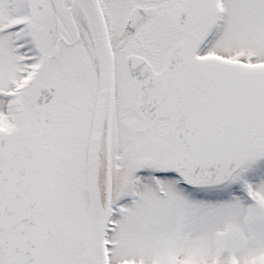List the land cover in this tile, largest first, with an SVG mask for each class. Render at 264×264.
I'll list each match as a JSON object with an SVG mask.
<instances>
[{"label": "snow or ice", "instance_id": "6c2138e0", "mask_svg": "<svg viewBox=\"0 0 264 264\" xmlns=\"http://www.w3.org/2000/svg\"><path fill=\"white\" fill-rule=\"evenodd\" d=\"M0 264H264V0H0Z\"/></svg>", "mask_w": 264, "mask_h": 264}]
</instances>
